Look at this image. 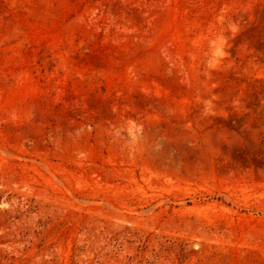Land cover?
Instances as JSON below:
<instances>
[{"label": "rangeland", "instance_id": "374dc122", "mask_svg": "<svg viewBox=\"0 0 264 264\" xmlns=\"http://www.w3.org/2000/svg\"><path fill=\"white\" fill-rule=\"evenodd\" d=\"M0 264H264V0H0Z\"/></svg>", "mask_w": 264, "mask_h": 264}]
</instances>
